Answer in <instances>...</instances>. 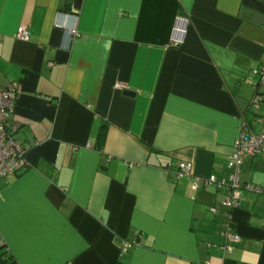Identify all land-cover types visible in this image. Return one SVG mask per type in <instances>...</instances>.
Wrapping results in <instances>:
<instances>
[{"label": "crops", "instance_id": "1", "mask_svg": "<svg viewBox=\"0 0 264 264\" xmlns=\"http://www.w3.org/2000/svg\"><path fill=\"white\" fill-rule=\"evenodd\" d=\"M260 65L264 0H0V87L17 86L10 128L30 145L26 168L0 181V252L11 264H264V159L245 158L241 182L263 192L236 207L224 188H193L229 182L243 120L263 130ZM182 162L191 175L177 179Z\"/></svg>", "mask_w": 264, "mask_h": 264}, {"label": "built area", "instance_id": "2", "mask_svg": "<svg viewBox=\"0 0 264 264\" xmlns=\"http://www.w3.org/2000/svg\"><path fill=\"white\" fill-rule=\"evenodd\" d=\"M187 28L188 21L186 19L181 17L176 18L172 28L170 44L174 46L183 45ZM16 38L22 41L29 39L27 26L20 25L18 27ZM251 78L254 79L253 85L255 88V93L251 98V107L256 111H260L257 121L262 125L263 130L260 133H254L250 130L245 120L241 122L238 136L233 144L232 153L228 158V166L232 170L228 183L225 180H218L214 176L205 179L196 178L193 181V188L195 190L208 185L224 188L226 193L223 205L229 209L238 206L243 192H254L257 194L263 192L262 186L252 183H242L240 180L245 158L261 157L264 159V92L259 91L261 88H264V65L253 68ZM16 99V85L11 84L0 87V181L17 175L27 166L26 154L30 149V145L18 140L10 128V121L15 112ZM175 174L177 179L191 175V164L185 162L179 163ZM211 210L216 212L215 208ZM224 237L226 243L223 249L227 254H231L235 245L239 243L240 236L227 224ZM131 247L132 243L123 240L120 244V251L122 254H125Z\"/></svg>", "mask_w": 264, "mask_h": 264}, {"label": "trees", "instance_id": "3", "mask_svg": "<svg viewBox=\"0 0 264 264\" xmlns=\"http://www.w3.org/2000/svg\"><path fill=\"white\" fill-rule=\"evenodd\" d=\"M104 137H105V132L101 131L99 136L100 145L103 142ZM0 256L3 258L6 264H11L13 262V257L11 255H8L7 251H1Z\"/></svg>", "mask_w": 264, "mask_h": 264}, {"label": "water", "instance_id": "4", "mask_svg": "<svg viewBox=\"0 0 264 264\" xmlns=\"http://www.w3.org/2000/svg\"><path fill=\"white\" fill-rule=\"evenodd\" d=\"M124 94L127 95V96H132L133 95L131 92H128V91L125 92Z\"/></svg>", "mask_w": 264, "mask_h": 264}]
</instances>
